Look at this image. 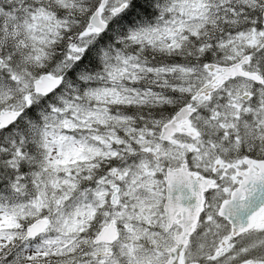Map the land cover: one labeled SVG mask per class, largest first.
Wrapping results in <instances>:
<instances>
[{"label":"snow or ice","instance_id":"6c2138e0","mask_svg":"<svg viewBox=\"0 0 264 264\" xmlns=\"http://www.w3.org/2000/svg\"><path fill=\"white\" fill-rule=\"evenodd\" d=\"M0 264H264V0H0Z\"/></svg>","mask_w":264,"mask_h":264}]
</instances>
